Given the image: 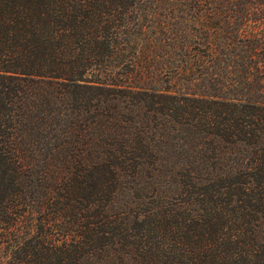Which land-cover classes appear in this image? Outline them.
<instances>
[{
	"label": "trees",
	"instance_id": "trees-1",
	"mask_svg": "<svg viewBox=\"0 0 264 264\" xmlns=\"http://www.w3.org/2000/svg\"><path fill=\"white\" fill-rule=\"evenodd\" d=\"M0 264H264V0H0Z\"/></svg>",
	"mask_w": 264,
	"mask_h": 264
}]
</instances>
